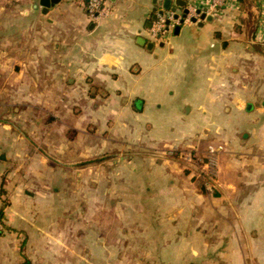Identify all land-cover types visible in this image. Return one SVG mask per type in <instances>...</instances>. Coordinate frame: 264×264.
Wrapping results in <instances>:
<instances>
[{
    "label": "rangeland",
    "instance_id": "1",
    "mask_svg": "<svg viewBox=\"0 0 264 264\" xmlns=\"http://www.w3.org/2000/svg\"><path fill=\"white\" fill-rule=\"evenodd\" d=\"M19 78L0 74V206L20 207L16 224L1 213L0 264H264V184L262 200L240 178L221 195L187 156L205 152L155 130L138 100L105 104L91 84L60 105Z\"/></svg>",
    "mask_w": 264,
    "mask_h": 264
},
{
    "label": "crops",
    "instance_id": "2",
    "mask_svg": "<svg viewBox=\"0 0 264 264\" xmlns=\"http://www.w3.org/2000/svg\"><path fill=\"white\" fill-rule=\"evenodd\" d=\"M168 1L165 7V0H105V14L91 19L85 0L47 6L40 0H0V74H19L25 88L39 84L60 105L61 96L91 84L106 91L105 104L138 100L140 113L158 132L167 130L203 153L208 145H222L215 179L221 195H233L240 178L256 186L247 200H262L256 190L264 184V0H226L204 18L175 25L154 40L148 31L157 10L183 16L190 5L210 4ZM1 175L0 163V182ZM179 175L165 180L195 184ZM20 188L14 187V195ZM189 191L180 195L184 202L204 200ZM16 201L0 206L11 224L19 218Z\"/></svg>",
    "mask_w": 264,
    "mask_h": 264
},
{
    "label": "built area",
    "instance_id": "3",
    "mask_svg": "<svg viewBox=\"0 0 264 264\" xmlns=\"http://www.w3.org/2000/svg\"><path fill=\"white\" fill-rule=\"evenodd\" d=\"M105 0H85L86 13L91 19H97L100 15L105 14L104 8ZM226 0H210L208 7L201 9L195 5L187 7V12L183 16H177L174 11H164L159 9L155 12V18L149 28V36L154 40H161L171 31L175 25L181 23L192 22V19L197 21L201 13L211 12L213 8L224 4ZM194 21V22H195ZM223 149L222 145H208L205 154L202 157L196 155L197 153H189L187 156L200 163L199 169L202 173L198 175L203 177L206 181H215L216 170V155ZM193 154V157H192ZM2 224L0 221V232L2 231Z\"/></svg>",
    "mask_w": 264,
    "mask_h": 264
},
{
    "label": "water",
    "instance_id": "4",
    "mask_svg": "<svg viewBox=\"0 0 264 264\" xmlns=\"http://www.w3.org/2000/svg\"><path fill=\"white\" fill-rule=\"evenodd\" d=\"M56 0H40V2L41 3H43V5H45V6H47L48 5V3L49 2H55ZM168 0H165V7H168ZM182 4V3H181ZM180 5V4H179ZM185 13L187 12V9H185V11H184ZM204 14L202 13L201 15H200V17L201 18H204ZM207 19H208V17H207ZM192 21H195L194 19H192ZM178 30V27H176V29H175V31H177Z\"/></svg>",
    "mask_w": 264,
    "mask_h": 264
},
{
    "label": "trees",
    "instance_id": "5",
    "mask_svg": "<svg viewBox=\"0 0 264 264\" xmlns=\"http://www.w3.org/2000/svg\"><path fill=\"white\" fill-rule=\"evenodd\" d=\"M0 220H2V219H1V211H0Z\"/></svg>",
    "mask_w": 264,
    "mask_h": 264
}]
</instances>
